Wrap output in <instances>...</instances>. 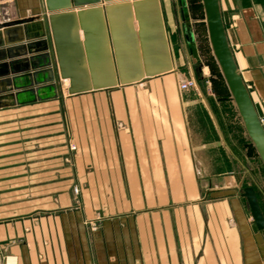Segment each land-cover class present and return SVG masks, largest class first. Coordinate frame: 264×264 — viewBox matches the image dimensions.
<instances>
[{"label":"crops","instance_id":"crops-1","mask_svg":"<svg viewBox=\"0 0 264 264\" xmlns=\"http://www.w3.org/2000/svg\"><path fill=\"white\" fill-rule=\"evenodd\" d=\"M122 1L127 0L111 3ZM162 2L163 22L176 23L189 59L175 0ZM220 5L236 64L259 114H264V0H220ZM90 6L48 11L45 0H0V22L32 17L34 24L50 12ZM190 18L185 19L191 24ZM36 26L31 33L41 31ZM165 32L171 71L150 77L147 88L144 82L150 78L145 77L86 92L92 105L75 111L67 103L59 106L67 97L68 78L56 74V96L52 88L30 91L40 85L31 87L34 78L20 71L25 63H14L18 88L6 86L3 94L8 97L1 102L7 105L0 106V264H264V229L252 222L240 191L248 177L264 196V177L234 153L207 98L210 123L203 116L205 108L193 105L194 97L167 89L170 79L178 86L180 78ZM79 37L84 38L82 29ZM36 77L48 84V72ZM70 114L76 117L74 172L99 206L100 233L91 236L79 230L69 234L63 213L66 187L54 183L70 173L63 155ZM212 124L224 155L214 154L219 144L212 139ZM54 194H60L59 204ZM38 210L48 213L37 217Z\"/></svg>","mask_w":264,"mask_h":264},{"label":"water","instance_id":"water-1","mask_svg":"<svg viewBox=\"0 0 264 264\" xmlns=\"http://www.w3.org/2000/svg\"><path fill=\"white\" fill-rule=\"evenodd\" d=\"M111 1L115 0H45L48 11L69 9L72 5L92 6L77 11L50 12L34 24H31L35 20L32 17L0 22V106L7 105L1 102V99L8 97L3 94L7 91L6 86L18 88L16 81L20 76H15L18 72L14 70L15 62L25 63L20 71L25 73L23 77L34 78L29 84L31 87L33 84L40 85L30 88V91L52 88L55 90L54 96L59 88L57 76L68 78L66 92L74 94L115 86L118 82H136L172 70L159 0ZM100 2L106 4L96 5ZM183 2L175 0L181 31L186 47L196 57L194 39L185 31L183 12L186 7ZM201 3L212 54L243 128L264 166V125L228 42L220 0H201ZM34 26L41 31L31 33ZM80 29L83 40L79 37ZM32 52L39 53L13 60L18 55ZM6 58L11 60L6 62ZM40 58L41 63L34 62L35 59L40 61ZM190 60L189 57L191 63ZM30 69L32 71L28 72ZM42 72L49 73L46 79L48 84L42 85L40 83L43 81L37 79L36 76ZM194 82L197 86L195 78ZM199 92L212 113L206 97L200 89ZM242 196L246 199L252 222L257 229H264V215L254 186L242 187Z\"/></svg>","mask_w":264,"mask_h":264},{"label":"rangeland","instance_id":"rangeland-1","mask_svg":"<svg viewBox=\"0 0 264 264\" xmlns=\"http://www.w3.org/2000/svg\"><path fill=\"white\" fill-rule=\"evenodd\" d=\"M162 1L163 0H159V3L161 4ZM185 1L187 8H186V12L184 11V17L187 18L188 15H190L192 18V19L190 18L191 24L188 22L189 20L187 19H185L186 21L184 20L185 31L188 32L191 39H194V42L196 44V53H197V56L193 57L191 49L188 48L191 63L189 62V59H187V56L185 54L183 42L179 38L176 23L174 25L172 23L168 24L164 22V27L170 34V39L173 44L174 54H175L174 58L176 59L175 72L178 73L180 81L194 77L196 79L197 86L194 83L193 86L189 87L186 90H179L177 83L173 79H170L171 83L168 85L170 86V88L167 87V89L171 91H176L177 95L190 94L192 97H194L195 104L193 105L197 107H201L202 109L205 108L203 111L204 112L203 116L204 117L207 116V118L209 119V121L207 122L210 123L212 121L206 110V105L202 99V96L200 95L199 92L200 89L202 93L206 96L212 109L215 111L220 128L222 129L223 134L228 144L233 149L234 153L236 155H239V157L246 164V166H248L249 168L254 167L256 172L259 170L260 175L264 177V166L262 165L249 137L247 136L243 128L242 122L235 108L234 102L230 96L225 81L221 75L219 67L212 54L208 40V35H207L204 11L200 3V0H185ZM185 1L183 2L184 7H185ZM162 19H163V14H162ZM164 20L165 18L163 19V21ZM135 28H137V24L135 25ZM150 77L152 76H148V78ZM155 79H158V81L159 80L162 81L165 78L155 77ZM146 80H145L146 82H144L145 83L144 88L148 87L146 83L148 82V80H152V78ZM118 85L121 86L125 84H121L118 82L117 85L115 86ZM115 86H110L107 88H100V89L110 90ZM93 90H99V89H92L89 91H93ZM89 91L78 92L74 94L67 93L68 94V95L66 94L67 99L66 98L63 99V101L59 104V106L64 107L66 106L67 103L69 107L71 109H74L75 111L77 107L92 105L91 103L93 102V98L90 93H86ZM88 94H90L89 98L86 97L88 96ZM83 95H85V97ZM69 117H70V121H69L68 131L66 130V126L64 124L65 127L64 140L68 142V144H67V148L66 147L63 148V155L66 157V158L64 157V161L68 163L70 168V173L68 175V178H65L63 176L61 180L58 179L54 183L60 185V183L62 182L63 186L65 185L66 187L67 195L65 197L67 198V204L66 207L63 208V213H65L69 219V234L75 235L79 230L80 232L84 233L86 236H91L94 233L95 234L100 233V227L98 223L100 218V214L98 211L99 206L96 201H93V194L91 193L92 191L91 188L89 187L88 191H87V187H85V189L82 188V183L78 182V179L76 178V174L74 172L75 166L73 163L76 153V142L74 141L75 140L74 123L76 117L75 114L74 115L70 114ZM204 121L206 120L203 119V122ZM204 123L206 124V122ZM212 128H213L212 139L215 140L216 144H219L218 147L214 148V154L222 153L224 155V153H226V149L224 148L223 143L220 140L219 134L215 126H213V124H212ZM206 139H209L208 127L206 131ZM59 151L60 148L58 147V151L56 153L57 155L60 154V153L58 154ZM229 167L231 168L230 165ZM235 167L238 172L240 173L242 172V167L239 164L235 165ZM260 183L263 186V190H264V178H262V182ZM249 185H252V181L250 180V178L247 177L242 183L240 191L242 192L243 186H249ZM256 194L264 210V196L258 190H256ZM52 197L54 202L59 204L60 194H54ZM64 203L65 201L63 200V204ZM58 212L59 209H57L54 213H58ZM47 213L48 212L46 210H42V211L38 210L36 216L38 217L39 215H46ZM77 221L79 227L77 225ZM90 263L91 264L93 263L92 260L90 261Z\"/></svg>","mask_w":264,"mask_h":264},{"label":"built area","instance_id":"built-area-1","mask_svg":"<svg viewBox=\"0 0 264 264\" xmlns=\"http://www.w3.org/2000/svg\"><path fill=\"white\" fill-rule=\"evenodd\" d=\"M194 83L195 82H194V79L192 77L187 79V80H181L178 82V88H179V90H186L189 87L193 86ZM260 103L262 105H264V98L260 101ZM259 118H260L262 124L264 125V114H259Z\"/></svg>","mask_w":264,"mask_h":264},{"label":"trees","instance_id":"trees-1","mask_svg":"<svg viewBox=\"0 0 264 264\" xmlns=\"http://www.w3.org/2000/svg\"><path fill=\"white\" fill-rule=\"evenodd\" d=\"M241 186H242V184H241ZM244 187V186H243ZM254 190H255V193H256V188L254 187ZM256 196H257V194H256ZM258 199V198H257ZM258 203H259V206H260V208H261V211H262V213H263V215H264V210H263V207H262V205L260 204V202H259V200H258Z\"/></svg>","mask_w":264,"mask_h":264}]
</instances>
